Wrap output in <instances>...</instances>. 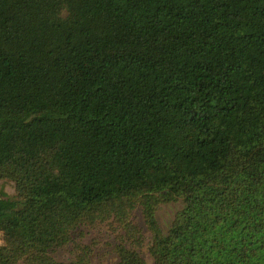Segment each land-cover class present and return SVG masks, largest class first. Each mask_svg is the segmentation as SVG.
Segmentation results:
<instances>
[{
	"label": "trees",
	"instance_id": "obj_1",
	"mask_svg": "<svg viewBox=\"0 0 264 264\" xmlns=\"http://www.w3.org/2000/svg\"><path fill=\"white\" fill-rule=\"evenodd\" d=\"M5 179L0 264H93L52 252L98 223L141 246L137 207L152 264H264V0H0Z\"/></svg>",
	"mask_w": 264,
	"mask_h": 264
},
{
	"label": "rangeland",
	"instance_id": "obj_2",
	"mask_svg": "<svg viewBox=\"0 0 264 264\" xmlns=\"http://www.w3.org/2000/svg\"><path fill=\"white\" fill-rule=\"evenodd\" d=\"M16 195V185L12 180L0 181V199L14 198ZM181 207L180 202L161 206L157 218L165 231L168 230L177 210ZM131 218L142 230L141 246L134 242L123 228L112 223H98L93 226L84 225L80 227L74 233L73 241L64 247L57 248L52 252V255L59 261L68 262L74 259L81 249H86L93 264H109L117 260L119 249L122 247L135 248L140 250L149 264H152L153 259L148 251L151 237L141 207H137L133 211Z\"/></svg>",
	"mask_w": 264,
	"mask_h": 264
}]
</instances>
